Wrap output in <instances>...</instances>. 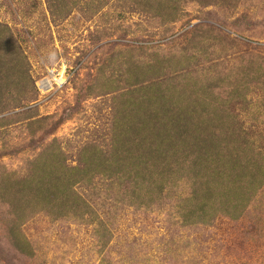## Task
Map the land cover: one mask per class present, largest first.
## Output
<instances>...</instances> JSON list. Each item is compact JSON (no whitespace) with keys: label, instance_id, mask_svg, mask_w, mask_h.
Listing matches in <instances>:
<instances>
[{"label":"rangeland","instance_id":"1","mask_svg":"<svg viewBox=\"0 0 264 264\" xmlns=\"http://www.w3.org/2000/svg\"><path fill=\"white\" fill-rule=\"evenodd\" d=\"M124 2L128 0H0V22L10 27L11 41L27 62L28 92L23 98L31 94L26 100L33 107L22 112L28 106L13 107L15 97L1 103L0 136L6 144L0 140V166L24 174L40 144L53 140L74 163L86 143L96 142L103 133L109 141L112 94L97 88L117 79L116 69L124 81L128 78V54L146 67V75H159L158 81L168 87L194 80L198 86L224 73L229 83L243 82L251 58L261 62L259 77L264 78V0H177L174 22L164 27L155 11L150 17L124 12ZM176 57L196 62L183 70L182 65L176 67ZM157 59L171 63L151 69ZM212 64L218 70H210ZM56 78H62V84L55 85ZM123 80L120 91L125 90ZM93 85L98 91L88 94ZM225 107L232 114L239 110L236 105ZM241 113L240 119L251 120L249 127L244 123L246 130H252L250 117L264 118L248 110ZM142 118L145 126L156 120L151 114ZM30 120L43 121L35 135L27 127ZM255 131L248 132L249 140L264 141ZM33 138L41 140L34 144ZM179 167L172 177L181 181L173 188L168 180L161 203L147 206L133 196L131 201L124 195L126 186L90 187L85 196L89 209L83 214L51 218L43 212L27 213L21 231L31 243L29 254L9 241L10 206L0 199V264H264V183L241 219L212 213L210 220L198 223L200 210L190 220L174 207L176 196L190 195L195 188L191 173L182 175L186 166ZM193 193L202 198L200 191Z\"/></svg>","mask_w":264,"mask_h":264},{"label":"trees","instance_id":"2","mask_svg":"<svg viewBox=\"0 0 264 264\" xmlns=\"http://www.w3.org/2000/svg\"><path fill=\"white\" fill-rule=\"evenodd\" d=\"M176 1L128 0V3L124 2V12L130 9L150 17L155 11L158 23L162 27L166 23L170 26L176 16ZM12 37L10 27L0 22V111L1 103L7 99L15 97L13 107H26L29 105L26 99L31 97L29 94L23 98L28 92L25 88L29 76L27 62L20 48L11 41ZM189 57H176V67L182 65L184 70L194 66L196 61ZM129 58L130 54L125 81L116 69L118 78L97 88L107 89V93L112 94L109 141L103 133L96 142L94 138L93 143H86L76 153L74 163L69 162L70 157L67 158L53 140L46 145L40 144L37 150H41L29 161L24 174L0 166V199L10 206L6 224L13 248L28 254L32 252L30 241L21 231L27 213L43 212L51 218L71 212L83 214L89 209L85 196L90 187L126 186L124 195L131 201L133 196L138 203L147 206L161 203L160 196L167 192L168 180L171 179L173 188L181 181L172 177V171L178 167V172L181 164L187 169L182 175L191 173L190 181L195 185L191 190L200 191L202 196L193 192L176 196L174 207L181 218L191 220L200 210L198 223L210 220L212 213L237 221L254 202L264 183V141L259 138L249 140L247 135L256 129L255 133L263 135L258 137L264 139V118L250 117L253 119L252 130H246L244 123L247 122L249 127L251 120L245 121L239 116L243 110L252 115H264V78L259 77L261 62L255 58L249 60L248 71L242 74L243 82L229 83L228 75L224 73L198 86L194 80L185 84L175 82L168 87L158 81L159 75H146L143 71L146 67ZM260 58L264 60V57ZM163 63L171 62L157 59L156 63H151V69L162 67ZM213 65L210 70H218ZM9 70H12L10 74ZM15 71L21 74L13 76L11 73ZM121 80L126 84L123 91L118 88ZM90 91L98 90L93 85L92 90L88 88V94ZM22 98L23 103L20 102ZM257 98L259 100L252 104ZM228 104L234 108L236 105L237 109L240 104L243 110L232 114L225 107ZM32 109L28 106L22 112ZM142 114L155 116L156 120L151 122H156L155 126L151 123L145 126L147 122ZM3 120L1 117L0 125ZM42 122L30 120L27 125L30 134L35 135L43 127ZM0 140L2 145L6 144L2 136ZM40 140L33 138L31 142L35 144ZM249 143L251 146L245 148L244 145ZM99 179H103L101 186L97 185Z\"/></svg>","mask_w":264,"mask_h":264},{"label":"built area","instance_id":"3","mask_svg":"<svg viewBox=\"0 0 264 264\" xmlns=\"http://www.w3.org/2000/svg\"><path fill=\"white\" fill-rule=\"evenodd\" d=\"M54 83H55V85L62 84V78H60V79L59 78L54 79Z\"/></svg>","mask_w":264,"mask_h":264}]
</instances>
